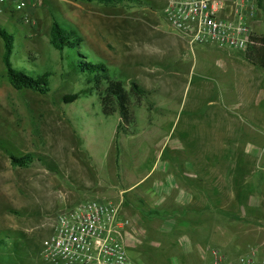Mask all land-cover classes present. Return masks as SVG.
I'll list each match as a JSON object with an SVG mask.
<instances>
[{
	"label": "rangeland",
	"instance_id": "obj_1",
	"mask_svg": "<svg viewBox=\"0 0 264 264\" xmlns=\"http://www.w3.org/2000/svg\"><path fill=\"white\" fill-rule=\"evenodd\" d=\"M165 3L166 0H140L139 5L130 2L106 7L73 0H6L1 5L0 29L14 36L13 68L50 76L45 95L16 90L5 74L4 42L0 38V239L5 237L10 244L15 243L14 248L0 249V264L5 260L4 264H49L41 256V242L50 232L49 221L64 210L60 206L64 201L59 202L63 196L77 193L81 201L113 199V190H103L114 187V192H119L126 184L144 177L153 163L154 148L168 131H183L190 116L202 118L190 131H204L212 146H238L228 152V161L236 153L253 162L259 159V175L254 171L252 177L263 174L260 195L264 198L263 93L258 115L247 121L258 129L251 131L240 120L235 103L238 94L230 92L229 83L238 84L236 77L229 72L233 81H214L205 77L201 67L203 61L212 67L221 58V51H236L217 50V46H203L210 47L203 51L201 46H195L187 48L178 60L172 50L164 56L155 55L161 39L156 28L178 36L165 20ZM257 7L252 27L256 37L262 38L264 0ZM53 21L74 29L88 59L103 63L110 78L122 84L129 94L125 117L113 105H109L113 112L104 114L92 84L71 68L66 53L53 48ZM194 59L197 69L186 81L184 77ZM156 75L168 79L169 89L160 88L156 94ZM183 82L187 84L184 91ZM133 83L144 91L142 100H137L131 91ZM76 93L81 94L76 101H63L64 96ZM195 98L198 103L191 114L190 103ZM183 99L186 108L177 109ZM227 115L235 131L227 130L232 122ZM127 131L135 132L134 141L124 136ZM170 139H166L167 144ZM136 151L137 159L132 157ZM10 155H31L33 162L27 168L16 167ZM252 212L264 218L262 208Z\"/></svg>",
	"mask_w": 264,
	"mask_h": 264
},
{
	"label": "crops",
	"instance_id": "obj_2",
	"mask_svg": "<svg viewBox=\"0 0 264 264\" xmlns=\"http://www.w3.org/2000/svg\"><path fill=\"white\" fill-rule=\"evenodd\" d=\"M155 30L161 37L155 55L164 56L172 50L175 58L181 59L188 44L179 36ZM201 48L204 51L210 47ZM217 50L223 49L218 47ZM253 50L246 53L221 51V58L215 60L212 67L205 61L201 67L205 77L214 81L221 78L228 84L229 72L236 77L238 84H229L230 92L238 94L235 103L240 110V120L251 131H258L248 119L258 115L260 95L264 96V66L248 59V53ZM195 64L194 59L184 80L187 81L190 72L196 71ZM186 85L182 83L183 91ZM168 86L164 75H156L153 82L156 94L160 88L169 89ZM142 98L139 96L137 100ZM196 103L197 98L190 103L191 114ZM185 106L183 99L177 109H185ZM227 116V120L232 121L227 130L235 131L232 118ZM196 117H189L182 126L183 131L167 132L166 138L154 148L153 163L144 177L126 184L119 192H114V187L103 190L106 193L113 190L112 198L120 203L126 252L134 264H207L210 247L219 249L232 260L252 248L258 249L260 257L264 256V218L252 212L262 208L264 213V198L260 195L263 174L252 177L259 175L260 161L253 162L238 153L228 161V152L238 146L226 143L212 146L206 141L204 131H190L189 128L202 119ZM177 128L178 124L174 130ZM124 136H129L130 142L136 139L134 131H127ZM169 137L171 143L167 144ZM135 154L138 151L132 155L137 159ZM61 201L64 206H60L66 210L81 200L73 193L64 195Z\"/></svg>",
	"mask_w": 264,
	"mask_h": 264
},
{
	"label": "built area",
	"instance_id": "obj_3",
	"mask_svg": "<svg viewBox=\"0 0 264 264\" xmlns=\"http://www.w3.org/2000/svg\"><path fill=\"white\" fill-rule=\"evenodd\" d=\"M5 2L0 0V7ZM257 10L256 0H166L163 14L189 47L246 53L263 46L252 27ZM49 222L50 232L41 242V256L49 264H134L126 252L116 200L80 201ZM208 252L207 264H264L257 248L234 260L214 247Z\"/></svg>",
	"mask_w": 264,
	"mask_h": 264
},
{
	"label": "trees",
	"instance_id": "obj_4",
	"mask_svg": "<svg viewBox=\"0 0 264 264\" xmlns=\"http://www.w3.org/2000/svg\"><path fill=\"white\" fill-rule=\"evenodd\" d=\"M75 2L84 3H98L106 7H117L126 5L130 2L136 5L140 4V0H73ZM262 0H257L259 6H261ZM0 38L4 42V53L2 61L5 66V74L10 84L16 90H28L41 95H45L49 91L48 73L34 74L33 72L19 70L13 68L11 64V56L14 49V36L5 30L0 29ZM263 46L259 49H255L248 53V59L252 62H258L264 66V36L260 38ZM50 44L61 54L66 53L70 58L71 68L78 74L85 76L88 84H92L93 91L98 94L100 104L104 114L108 115L109 105H113L114 108H118L122 116H126L128 113V95L127 91L123 88L122 84L110 78L109 72L101 62H94L88 59L87 55L83 51L82 39L78 36L77 32L70 28L64 27L57 21L52 22L50 31ZM131 91L135 93L137 97L144 95V91L140 89L136 84H132ZM81 94H70L63 97L65 103H72L80 98ZM10 162L13 166L27 168L32 162L31 155H24L23 157H15L10 155ZM15 243H9V240L5 237L0 239V249L7 250L9 247L14 248ZM6 261V260H5ZM5 261H2L3 264Z\"/></svg>",
	"mask_w": 264,
	"mask_h": 264
}]
</instances>
